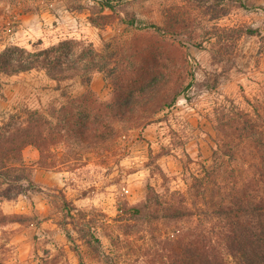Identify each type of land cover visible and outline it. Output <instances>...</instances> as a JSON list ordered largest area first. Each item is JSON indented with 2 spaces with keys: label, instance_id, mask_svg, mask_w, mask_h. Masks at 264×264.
<instances>
[{
  "label": "rangeland",
  "instance_id": "obj_1",
  "mask_svg": "<svg viewBox=\"0 0 264 264\" xmlns=\"http://www.w3.org/2000/svg\"><path fill=\"white\" fill-rule=\"evenodd\" d=\"M112 4L0 0V176L31 182L0 177V264H169L203 228L130 209L189 203L235 114L264 115V0Z\"/></svg>",
  "mask_w": 264,
  "mask_h": 264
},
{
  "label": "trees",
  "instance_id": "obj_2",
  "mask_svg": "<svg viewBox=\"0 0 264 264\" xmlns=\"http://www.w3.org/2000/svg\"><path fill=\"white\" fill-rule=\"evenodd\" d=\"M99 2L103 8H114L112 0ZM150 28L157 30L155 26ZM18 68L28 70L33 65L21 61ZM233 119L238 127L236 133L220 137L213 152V166L205 169L202 178H193L189 203L179 198L166 201L149 191L142 206L129 211L133 218L148 222L165 219L173 225L194 218L203 228V236L192 233L186 242L181 230L174 229L171 237L175 250L167 257L169 264H230L225 255L235 264H264V115L253 108L252 113L238 112ZM1 143L0 137L3 171L8 163L15 165L20 159L17 150L4 156ZM8 171L16 173L17 169L10 167ZM0 177L10 188L3 199L12 200V192L23 194L19 184L28 180L7 172ZM154 208L156 214L152 212ZM211 236L217 246L212 244ZM218 246L224 255L218 253Z\"/></svg>",
  "mask_w": 264,
  "mask_h": 264
}]
</instances>
